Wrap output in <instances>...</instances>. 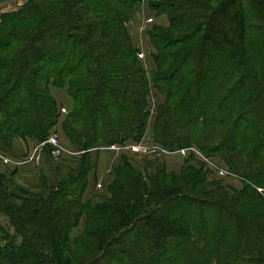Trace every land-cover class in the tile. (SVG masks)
I'll return each instance as SVG.
<instances>
[{
    "label": "trees",
    "instance_id": "obj_1",
    "mask_svg": "<svg viewBox=\"0 0 264 264\" xmlns=\"http://www.w3.org/2000/svg\"><path fill=\"white\" fill-rule=\"evenodd\" d=\"M137 2L25 0L0 12V142L43 141L59 124L80 152L76 173L34 193L0 171V264H264V0L153 3L168 24L148 31L152 70L127 29ZM50 83L67 85L65 115ZM152 89L165 96L153 115ZM152 118L161 148L218 157L242 188L206 191V170L185 164L148 179L125 152L109 196L83 202L89 150L141 141Z\"/></svg>",
    "mask_w": 264,
    "mask_h": 264
},
{
    "label": "crops",
    "instance_id": "obj_2",
    "mask_svg": "<svg viewBox=\"0 0 264 264\" xmlns=\"http://www.w3.org/2000/svg\"><path fill=\"white\" fill-rule=\"evenodd\" d=\"M19 0H0V11H11L17 9L25 0H22L21 4L18 2ZM13 2H16L15 4L18 5V7H12L11 5ZM157 21L154 24H160V25H167L168 20L163 15H160L157 17ZM154 21V12L150 10L145 0H141L140 2H137L133 11L132 19L127 24L128 32L131 36L132 43L134 47L137 48L138 52L143 53L144 55V61L142 62L143 66L148 69L152 70L155 68V63L153 60V53L154 48L151 45L149 38H148V31L150 30V24ZM153 25V24H152ZM151 25V26H152ZM49 89L52 94V96L57 101L58 105H63L67 107L68 110H71L74 106V101L72 97H70L67 93V85L64 87H56L52 83L49 84ZM165 96L164 94H161L156 89H152L150 92L149 97V104L150 107L153 108L155 111V108L157 104L163 102ZM154 111L152 112V115L154 114ZM153 120V118H152ZM152 120H150V124L148 125V128L146 130V133L144 137L141 140V144H145L149 146L150 148H154V151L150 153H139V154H133L126 152L127 155L130 154V157L134 156L133 158L139 160H144L145 157L147 158H155L157 162V159L159 158L160 166L165 167V163H172V160L170 159V155H175L178 158H181L179 155V151L173 152H165L163 148L158 146L153 141L152 137ZM53 131L56 132L58 136L59 145L61 147V160H56L58 162H54L52 160L53 157H49L47 153L42 149L41 147V141H38L35 138H22V137H15L12 140V143L10 146L6 147L3 145V143L0 142V155H5L10 159L11 162V168L13 175L14 182L24 190H26L29 193H34L39 191L42 188V184H48V185H56L59 181V178L57 176L58 172L60 170H71L73 169L74 172H77L76 167L79 166V160H80V152L69 142L66 135L63 133L61 126L58 124L56 127H54ZM132 139H128L124 141L125 146H129L133 144ZM121 149H110L107 145H104L102 143H98L97 145L93 146L89 150V157L93 164L92 170L88 173V185L86 187V190L82 196V201L87 202L91 205H95L100 201V197L103 194L107 193V183L106 178H110V181L112 179L111 176L108 175V172L112 168L116 167L121 160L122 153ZM193 152L201 155L203 154L195 147H189L188 152ZM132 154V155H131ZM35 155H38V159L35 160ZM153 158V159H154ZM183 158V157H182ZM206 158V157H204ZM154 159V160H155ZM206 159L213 160L212 163H215L218 165V168L220 167L223 170H227L226 165L224 162L219 159L218 157H209ZM141 162V161H139ZM133 163V161H132ZM78 165V166H77ZM180 164L172 163V166ZM138 168V167H137ZM150 167L145 166L144 163H141V169L149 170ZM217 168V169H218ZM139 169V168H138ZM140 170V169H139ZM143 170V172H144ZM0 171L3 173H8V170L5 166L0 164ZM72 171V170H71ZM149 172V171H148ZM145 174V172L143 173ZM108 175L107 177H105ZM229 184L234 189H241L242 188V182L238 179H233L232 177H229ZM95 182H100L103 185L102 189H94ZM99 190V191H98ZM21 196L15 195L13 197L14 202H21ZM85 224L84 215L81 216L79 223L77 226L73 227L71 229V232L78 228L80 225L79 234L83 232ZM70 232V236H71Z\"/></svg>",
    "mask_w": 264,
    "mask_h": 264
},
{
    "label": "rangeland",
    "instance_id": "obj_3",
    "mask_svg": "<svg viewBox=\"0 0 264 264\" xmlns=\"http://www.w3.org/2000/svg\"><path fill=\"white\" fill-rule=\"evenodd\" d=\"M22 0H19L18 2L21 4L22 2H21ZM141 0H139V2H140ZM158 1H160V0H145V2L147 3V5H148V7L150 8V10H152L153 12H154V21L150 24V27H151V25L153 24L154 25V23L157 21V17L158 16H160V15H163L164 13H159L158 12V10H156V9H154V7L153 6H151L153 3H156V2H158ZM16 2H13L12 3V5H11V8L12 7H18V5H16L15 4ZM21 6V5H20ZM19 6V7H20ZM16 7V8H17ZM18 7V8H19ZM1 12V11H0ZM164 16L167 18V15L166 14H164ZM167 20H168V18H167ZM157 25H160V24H157ZM149 108H150V111H151V113L154 111L153 110V108H151L150 107V104H149ZM152 120V119H151ZM150 124V123H149ZM159 146V145H158ZM165 150V149H164ZM178 151V150H177ZM120 152H123V151H120ZM165 152H169L170 153V151H168V150H165ZM175 151H173V153H174ZM125 155V156H127L126 154H125V152L124 153H122V155ZM132 155V154H131ZM179 155L181 156V158H178V157H176L175 155H170V159L172 160V163H174L175 162V164L177 163V164H180V166H178V165H174V166H172V163L170 162V165H169V163L167 162V163H165V167L164 166H160V164L159 163H157V162H159V158L157 159V162H153V161H156V159L154 160L153 158H147V157H145L144 158V160H139V161H141V162H139L137 159H135V158H133L134 156H132V157H130V154L127 156V157H130V160L131 161H133V166H135L136 168H137V170L138 171H140L142 174L145 172V177H147L148 179L150 178V179H154L155 177H156V175H158L159 173H163V172H161L162 170H164V172L166 171V175H170V174H176V175H179V173H180V171H181V168H182V166L185 164L186 166H188V165H190V166H193V167H196V168H203L204 170H206V172H207V175H206V180H205V186H204V189L206 190V191H209L210 189H212V188H214L215 187V184L217 183V182H221L224 186H227V187H229V188H233L230 184H229V177H232L233 179H234V177L233 176H230V175H227L226 174V176H223V177H220L218 174H217V168H218V165L217 164H215V163H212V161L213 160H211V159H206V158H204V157H202L201 155H199V154H197V153H193V152H189L188 153V155L187 156H185L184 154H181V153H179ZM59 157V158H58ZM183 157V158H182ZM57 160H61V154L60 155H58L57 156ZM52 160L56 163V162H58L57 160H56V157H53L52 158ZM141 163H144L145 164V166H147V167H150L149 168V172L147 171V170H144V169H141ZM78 166V165H77ZM220 168V167H219ZM76 169H77V167H76ZM72 170V171H71ZM71 170H66V169H64V170H60L59 172H58V174H57V176H58V178H59V180H60V176L62 175V174H65V173H71V172H74V170L73 169H71ZM143 170H144V172H143ZM108 175L109 176H111L112 177V179H111V181L113 180V178H114V174H113V172L110 170L109 172H108ZM108 175H106L105 177H107ZM235 179H237V178H235ZM111 181H110V178L108 177V178H106V183H107V188L109 187V185H110V183H111ZM96 183V182H95ZM104 185V184H103ZM12 189L14 190V192H16V193H14L15 195H17V196H21L22 195V193L24 192V190L23 189H21V188H19L17 185H13L12 186ZM94 189H96L97 190V188H96V184L94 185ZM99 189V188H98ZM101 189V188H100ZM99 191V190H98ZM104 196H109V193H108V191H107V193L106 194H103V195H101V197H100V199L102 198V197H104ZM16 203H20V202H16ZM3 221V223L4 224H7V223H5L6 221L5 220H2ZM80 227H81V225L78 227V228H75L72 232H71V236H70V234H69V236H70V238L72 239V241H73V244H75L76 243V240H77V238L80 236V234H82V233H80L79 234V230H80ZM0 239H1V235H0ZM1 241V240H0ZM5 264H8L7 262H5Z\"/></svg>",
    "mask_w": 264,
    "mask_h": 264
},
{
    "label": "built area",
    "instance_id": "obj_4",
    "mask_svg": "<svg viewBox=\"0 0 264 264\" xmlns=\"http://www.w3.org/2000/svg\"><path fill=\"white\" fill-rule=\"evenodd\" d=\"M138 58L143 62L144 61V55L143 53L139 52L138 53ZM69 110L67 109V107L60 105L59 107V113L60 115H65ZM139 142H133V144L129 145V146H125L124 144H110L107 145L110 149H121L123 152H129V153H133V154H139V153H150L152 151H154V148H150L149 146L145 145V144H141ZM41 147L42 149L47 153V155L49 157H57L58 155L61 154V147L59 145V141H58V136L55 132H51L46 139H44L43 141H41ZM188 149L189 148H185V149H181L178 150L181 154H184L185 156L188 155ZM38 159V155H35V160ZM0 164L5 166L6 169L8 170V173H10V168H11V162L10 159L5 156V155H0ZM217 174L220 177L226 176L227 174V170H223L221 168L217 169ZM96 188H103V184L100 182H96ZM259 190H261L259 188Z\"/></svg>",
    "mask_w": 264,
    "mask_h": 264
}]
</instances>
